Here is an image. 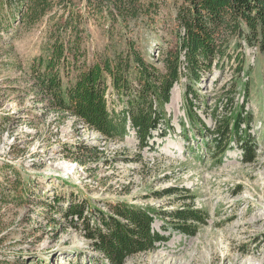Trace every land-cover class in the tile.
Wrapping results in <instances>:
<instances>
[{"label":"rangeland","instance_id":"rangeland-1","mask_svg":"<svg viewBox=\"0 0 264 264\" xmlns=\"http://www.w3.org/2000/svg\"><path fill=\"white\" fill-rule=\"evenodd\" d=\"M47 1L50 9L38 19L33 0H0V264H106L84 237V223L73 225L59 212L73 201L90 205L87 218L121 202L203 212L205 223L192 237L158 217L154 230L169 241L125 264H264V51L242 41L243 70L234 61L214 67L193 87L197 96L188 95L183 76L173 88L178 102L166 106L174 130L165 137L155 132L151 145L140 149L132 130L123 141L108 140L78 118L51 111L32 66L48 56L55 38L67 41L77 33L84 54L77 68L135 50L165 71L161 60L177 47L181 3L117 0L130 8L122 17L110 0ZM107 99L117 112L129 100L112 93ZM189 101L202 123L188 118ZM241 106L256 147L250 164L242 161L238 137H226L224 154L212 140L219 121ZM166 126L162 122V130Z\"/></svg>","mask_w":264,"mask_h":264},{"label":"trees","instance_id":"trees-1","mask_svg":"<svg viewBox=\"0 0 264 264\" xmlns=\"http://www.w3.org/2000/svg\"><path fill=\"white\" fill-rule=\"evenodd\" d=\"M33 1L32 15L40 19L47 14L50 4L47 0ZM110 1L109 6L112 5L122 17L126 9H130L117 0ZM175 1L181 3L177 15L178 43L175 51L164 52L161 62L165 71L148 64L135 50L126 57L109 56L90 66L85 63L84 69L77 68L79 55L84 56L77 33L67 41L55 38L49 46L48 56L39 58L32 66L33 79L51 111L65 118H78L108 140L123 141L132 130L139 148L143 149L151 145L155 132H161L160 136L165 137L167 131L174 130L166 106L171 101L174 86L183 76L189 79L188 95L197 96L193 87L214 67L222 69L234 61L238 63L239 73L243 70L244 54L238 52L242 41L258 45L264 51V0ZM74 69L78 73L69 80ZM132 79L139 86L134 87ZM247 86L246 83L248 91ZM109 93L116 94L119 99L124 95L129 98L123 110L117 112L109 108ZM189 104L187 114L190 121L202 123L193 111V102L189 101ZM241 108L235 116L223 117V122L219 121V126L212 132V140L216 151L224 154L230 148L226 137H238L242 161L250 164L257 158L256 147L247 135L250 118L245 120L242 117L245 108ZM162 122L167 123L164 130ZM55 202H58L57 198ZM43 205L53 209L49 202ZM108 207L109 212L97 210L88 218L85 213L91 207L85 201H73L66 209L59 208L71 224L75 225L79 220L84 223V237L91 242L93 250L104 256L106 264H125L130 256L154 251L158 244L168 242V236L153 229L158 217L164 222L171 219L175 229L189 237L195 236L199 225L205 223L203 212L193 207L175 212L156 211L126 202ZM92 217L97 219L94 228L90 225Z\"/></svg>","mask_w":264,"mask_h":264},{"label":"bare ground","instance_id":"bare-ground-1","mask_svg":"<svg viewBox=\"0 0 264 264\" xmlns=\"http://www.w3.org/2000/svg\"><path fill=\"white\" fill-rule=\"evenodd\" d=\"M178 89H174L173 91V95H172V100H171V104H176L179 100V92L177 91Z\"/></svg>","mask_w":264,"mask_h":264}]
</instances>
